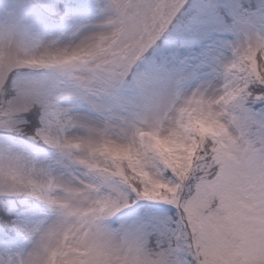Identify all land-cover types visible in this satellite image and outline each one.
Returning <instances> with one entry per match:
<instances>
[{"label":"snow or ice","instance_id":"1","mask_svg":"<svg viewBox=\"0 0 264 264\" xmlns=\"http://www.w3.org/2000/svg\"><path fill=\"white\" fill-rule=\"evenodd\" d=\"M0 264H264V0H0Z\"/></svg>","mask_w":264,"mask_h":264}]
</instances>
